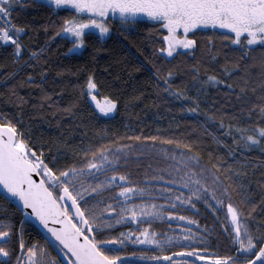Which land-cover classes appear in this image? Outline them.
<instances>
[{"label": "trees", "instance_id": "trees-1", "mask_svg": "<svg viewBox=\"0 0 264 264\" xmlns=\"http://www.w3.org/2000/svg\"><path fill=\"white\" fill-rule=\"evenodd\" d=\"M57 12L54 14L50 8L36 6L35 0L31 3L18 0L15 4L11 23L24 28L19 39L26 50L22 49L21 55L16 57L14 46H0V121L10 119L27 142L38 153L43 151L46 161H52L57 168L79 165L90 146L105 145L115 149L131 145L124 149L128 155L121 157L118 171L128 175L133 184L145 187L147 192L142 197H134L130 203H155L162 207V218L132 220L129 217L120 224L113 221L111 228L101 229L99 238H119L120 233L139 235L148 228L156 233L158 240L163 242L171 238L172 243L165 244L162 252L156 245L133 244L128 239L123 245L109 247L121 250V257L139 259L170 256L188 245L205 251L210 257L236 256L230 215L227 214L228 202L241 210L254 237H264V145L250 149L243 145L238 147L233 136L226 135L228 124L239 122L250 129L258 124L264 126L258 109L251 117L248 114L252 104L260 102L258 83L264 68L259 64V51L253 54L255 59L249 57L240 61L242 65H250L247 69L250 102L242 103L237 100L236 93L243 85L239 76L245 73L237 70L238 75L234 72L232 78L224 75V67L232 68L233 62L238 60L234 50L237 46L212 36L210 29L198 31L197 48L181 50L191 54L166 60L158 54L160 33L164 31L158 25L141 20L125 31L119 21H110L113 34L102 47L90 44L80 54L73 55L68 52L71 44L56 35L69 10ZM193 65L200 68L201 79L207 78L205 73L221 76L234 85L233 91L223 84L215 87L196 84L192 79ZM157 68L161 76L172 71L173 90L179 88L188 98L177 99L164 92L163 81L156 75ZM89 75H94L99 85V98L109 95L119 100L118 110L112 116H99L89 101L86 94ZM157 83L161 87L158 88ZM251 87H257V91L253 93ZM197 88L201 91L197 92ZM49 96L51 99H46ZM197 102V111H187L196 107ZM212 115L216 118L209 119ZM221 120L225 127L220 126ZM134 136L141 139H129ZM151 136L159 139H144ZM168 139L174 143L163 142ZM175 141L180 142L179 147ZM185 144L191 146V151L184 147ZM180 153L199 155L200 164L193 163V167L197 172L201 167L209 170L204 182L210 190L216 189L217 198L225 202L223 205L216 204L211 191L203 193L200 199L192 197L195 207L181 202L190 196L188 189L170 183L173 179L179 180L186 171L179 164ZM173 155L176 159H172ZM217 162L225 167L219 171L212 168ZM229 164L231 170H226ZM177 167L181 168L179 175ZM213 172L219 176L215 183ZM237 172L240 175H236ZM87 179L96 183L104 179V174L98 173L96 180ZM220 185H231L228 196H221L223 188ZM169 187L173 189L171 193L166 191ZM117 195L118 189H114L105 192L103 199L106 203H114ZM176 195L181 196V201L175 200ZM181 216L186 219L181 220ZM142 220H150L151 225L141 223ZM0 222L13 225L8 246L15 249L17 255L20 254L21 236L26 245L38 242L42 247L45 244L42 238L46 236L37 225L1 196ZM185 236L194 238L186 240Z\"/></svg>", "mask_w": 264, "mask_h": 264}, {"label": "snow or ice", "instance_id": "snow-or-ice-1", "mask_svg": "<svg viewBox=\"0 0 264 264\" xmlns=\"http://www.w3.org/2000/svg\"><path fill=\"white\" fill-rule=\"evenodd\" d=\"M18 0H0V44L14 45L13 55L19 57L22 52V44L19 36L24 32L23 27H17L11 23V16L14 6ZM33 2V0H28ZM38 7L50 8L54 14L57 10H69V14L63 18L62 24L56 35L71 44L68 52L77 55L81 50L87 49L90 44L103 46V43L110 39L113 34L112 20H118L125 28L135 26L141 22V17H146L154 25L164 30L160 33V47L158 54L161 58H173L181 55H189L190 52L181 50H192L197 48V33L204 30H211L212 36L221 40L229 41L231 45L237 46L234 49L238 53V60L233 62V67H224V75L232 78L234 72L241 70L245 73L239 76L243 85L239 86V93H236L237 100L242 103L250 102L247 96L249 89L250 74L248 64L242 65L240 61L248 60L254 53L259 51V64L264 68V0H35ZM217 29L226 30L217 32ZM123 35V33H121ZM212 37H209L211 39ZM94 41V43H93ZM99 50V49H97ZM32 55L35 57L36 53ZM171 63V61H168ZM155 67V65H153ZM192 79L196 84L219 86L225 85L231 92L234 89L232 83L215 74L205 73L206 79H201L200 68L193 65ZM156 75L163 81V91L177 99L188 98L185 92L179 88L173 90L172 77L174 73L168 71L166 76L160 75L159 68ZM258 83L260 94L259 103H253L248 109L249 117L259 110L264 120V72ZM31 79V77H29ZM196 84L193 86L195 87ZM161 87L159 83L156 85ZM87 95L94 102L95 108L102 116H108L118 110L119 100L113 96L105 95L98 97L99 85L94 75H89L86 80ZM201 88H197V92ZM255 93L257 87H251ZM51 99V97H46ZM188 108L187 111L195 112L198 108ZM243 110V109H241ZM215 115L209 119H215ZM221 127H225L221 120ZM226 135L233 136V142L239 147L252 148L257 145H264V126L257 125L255 128L242 126L239 122L228 124ZM233 130L235 135H233ZM129 139L140 140V136L129 137ZM156 141L157 136L145 137ZM164 143L172 144L173 140L168 139ZM179 147L180 142L175 141ZM185 148L191 151V146L185 144ZM131 148V145H120L113 149L105 145L91 147L85 151V159L79 165H72L66 168H57L52 161H46L43 151L37 152L26 140L22 132L17 130L16 125L7 118L0 121V186L12 198L22 202L23 209H31L25 212L29 220L35 216L39 222L59 241L63 246L61 251L71 259L70 264H125L121 259L120 251L110 245H123L125 239L131 240L133 244L156 245L162 252L165 244H171V238L163 242L156 238V233L145 228L139 235L133 233H120V237L99 238L101 229L111 228L112 222L120 224L126 222L130 217L137 220L138 217H150L153 219L162 218V207L155 203L133 201L136 196H143L147 189L133 184L130 177L120 171L118 166L121 157H127L124 149ZM231 151V150H230ZM179 164L186 171L179 180L170 181L172 185L180 184L187 188L190 196L181 201V196L176 195L175 200L182 203L192 204V197L202 198L203 193L211 191L212 199L216 204L223 205V199L217 198L216 189H209L204 182L205 174L209 171L201 167L199 172L195 165L200 164L199 155H187L180 153ZM172 159H176L173 155ZM127 163V160H125ZM51 164V166H50ZM225 167L217 162L212 168L219 171ZM226 170H231L227 165ZM111 172V175L108 173ZM178 175L181 168L177 167ZM103 173L104 179L96 183L90 182L87 178L96 180L97 174ZM215 181L219 176L212 173ZM236 175H240L239 172ZM38 178V179H37ZM163 180V177H159ZM231 179V177H229ZM79 184V187H77ZM221 196L229 195L231 185L223 186ZM241 187V185H237ZM118 189V195L114 203H106L103 199L104 193ZM171 193V187L166 189ZM151 195V193H148ZM8 196H5L7 199ZM172 197H169L171 199ZM70 201V204L67 203ZM195 207L194 204H192ZM175 207V205H173ZM227 214L230 215L232 239L236 256L208 257L191 245L184 246V250L165 255L164 261L168 264H195L187 259H173V257H197L204 261L211 259V264H264V237H254L241 216V210L228 202ZM115 213V216L106 214ZM172 215L171 212L168 213ZM181 220L186 217L181 216ZM52 225L50 226V222ZM141 223H148L150 220H142ZM195 221H193L194 223ZM23 221L21 222V229ZM229 231V229H226ZM14 232L13 225L0 222V264H57L55 259L48 256L47 249L39 243L26 245L22 236L19 240L20 254L9 247ZM135 238L133 239V236ZM192 236H185L184 239H193ZM191 248V250H188ZM135 255V253H133ZM143 256L144 254L141 253ZM157 261L159 256L150 257Z\"/></svg>", "mask_w": 264, "mask_h": 264}, {"label": "water", "instance_id": "water-1", "mask_svg": "<svg viewBox=\"0 0 264 264\" xmlns=\"http://www.w3.org/2000/svg\"><path fill=\"white\" fill-rule=\"evenodd\" d=\"M38 179V178H37ZM0 196L5 199V196H8L7 199H5L7 202H9L11 205H13L14 207H16L18 210H20L24 215H25V212H28L30 213L31 212V209H23V205H22V202H20L17 198H12L10 197L9 194H7L5 192V190L3 189L2 186H0ZM67 203L70 204V201H67ZM108 215H111V216H114L113 213L111 214H106V216ZM32 222H34L37 227L42 231V233L53 243V245L61 250L63 248L62 245H60L59 241H57L55 239L54 236H52V234L50 232H48V230L46 228H44V226L39 222V220L35 217V216H32L31 219H30ZM50 223V226H57L59 227L58 225H52L51 224V221L49 222ZM65 251H62L64 254H65ZM171 256V255H170ZM70 260L73 259L69 256H67ZM175 258H182V259H191L193 260L195 263H197L196 261V258L195 257H173V259ZM125 264H162L166 261L163 260V257L160 258L159 261L157 260H140V259H137V258H132V257H124V258H121Z\"/></svg>", "mask_w": 264, "mask_h": 264}, {"label": "flooded vegetation", "instance_id": "flooded-vegetation-1", "mask_svg": "<svg viewBox=\"0 0 264 264\" xmlns=\"http://www.w3.org/2000/svg\"><path fill=\"white\" fill-rule=\"evenodd\" d=\"M42 239L45 241V244L42 245V247L47 249L49 258L52 259V256H56L55 260H56L57 264H70L71 260L61 250L57 249L47 237L42 238ZM47 245L49 246V248L47 247ZM199 251L202 254L206 253L205 251H202V250H199ZM207 256L210 257L209 255H207ZM121 258H124V257H121ZM195 258L197 260L196 261L197 263H195V264H211V259L201 261L197 257H195ZM137 259H139V258H137ZM175 259H182V258H175ZM140 260H155V259L140 258ZM187 260H189L190 262H193V260H191V259H187ZM162 264H168V261H166Z\"/></svg>", "mask_w": 264, "mask_h": 264}, {"label": "rangeland", "instance_id": "rangeland-1", "mask_svg": "<svg viewBox=\"0 0 264 264\" xmlns=\"http://www.w3.org/2000/svg\"><path fill=\"white\" fill-rule=\"evenodd\" d=\"M140 20H144V21H149L146 17H141L140 18ZM114 21H118V20H112V22H114ZM113 27V26H112ZM217 31H219V32H221V31H226V30H220V29H217ZM234 46V45H233ZM89 97V101L91 102V104L93 105V107L95 108V104H94V102L93 101H91V98H90V96H88ZM95 110L97 111V113H98V110L95 108ZM99 114V113H98ZM114 113H110L108 116H102L101 114H99V116H101V117H110V116H112Z\"/></svg>", "mask_w": 264, "mask_h": 264}, {"label": "built area", "instance_id": "built-area-1", "mask_svg": "<svg viewBox=\"0 0 264 264\" xmlns=\"http://www.w3.org/2000/svg\"><path fill=\"white\" fill-rule=\"evenodd\" d=\"M0 24H5V26H7L6 25V23H5V21H2V20H0ZM20 42H21V44H22V46H23V50H26V48H25V46H24V44H23V42L20 40ZM1 46H5V47H8V46H14V45H3V44H0ZM30 57H32V55L30 54Z\"/></svg>", "mask_w": 264, "mask_h": 264}]
</instances>
